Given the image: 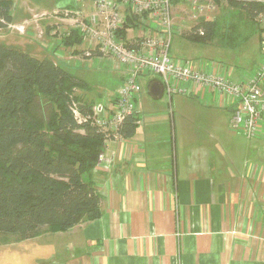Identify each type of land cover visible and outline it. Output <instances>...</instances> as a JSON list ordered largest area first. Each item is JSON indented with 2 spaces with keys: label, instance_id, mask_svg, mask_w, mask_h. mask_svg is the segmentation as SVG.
<instances>
[{
  "label": "crops",
  "instance_id": "obj_1",
  "mask_svg": "<svg viewBox=\"0 0 264 264\" xmlns=\"http://www.w3.org/2000/svg\"><path fill=\"white\" fill-rule=\"evenodd\" d=\"M79 1L55 0L45 35L63 38L69 22L55 17L62 8H78L84 15L94 11L92 0ZM36 6L19 18L28 20L29 35V26H37L32 15L47 13L45 6ZM127 26L123 39L132 41L140 32ZM81 44L66 47L68 56L90 58L78 53L89 47ZM117 72L120 85L122 72ZM161 88L168 109L161 101L145 109L139 93L135 132L105 140L102 158L86 176L100 196V215L67 230L43 226L31 237L0 242V264H264V139L232 130L230 114L232 132H178L173 94ZM117 89L101 100L112 106ZM94 98L92 104L100 101ZM204 98L198 104L214 108ZM220 117L217 111L211 121Z\"/></svg>",
  "mask_w": 264,
  "mask_h": 264
},
{
  "label": "trees",
  "instance_id": "obj_2",
  "mask_svg": "<svg viewBox=\"0 0 264 264\" xmlns=\"http://www.w3.org/2000/svg\"><path fill=\"white\" fill-rule=\"evenodd\" d=\"M224 1L253 20L263 7L258 0ZM12 5L13 0H0V29L13 21ZM135 21L134 16L129 18L122 38L127 25L137 27ZM215 22V17H200L181 34L210 41L218 28ZM61 41L73 48L87 43L77 29L64 33ZM87 49L79 53L84 55ZM98 54L94 51L92 56ZM153 78L161 81L159 76ZM87 86L52 59L37 58L0 42L1 243L36 235L43 226L49 231L67 230L100 215V196L86 176L110 138L94 124L79 123L73 113V102L80 114L89 113L92 101L75 92ZM136 123V116L128 115L120 124L121 137L132 135Z\"/></svg>",
  "mask_w": 264,
  "mask_h": 264
},
{
  "label": "built area",
  "instance_id": "obj_3",
  "mask_svg": "<svg viewBox=\"0 0 264 264\" xmlns=\"http://www.w3.org/2000/svg\"><path fill=\"white\" fill-rule=\"evenodd\" d=\"M180 1L189 3V12L194 20L204 17L205 11L211 10L214 4L216 6L215 0ZM258 1L263 7L254 19L262 30V57L250 72H244L245 75L237 79L230 78V73L203 69L190 61L168 55L174 27V4L171 0H92L94 11L85 15L78 8L65 7L56 11L55 17L69 22V25L63 26L64 33L69 34L71 29H77L88 40L89 47L83 52L85 55L99 52V55L109 57L112 66L122 72L123 80L112 106L103 100L96 101L89 113L78 118L77 103L73 102L72 110L77 121L94 124L110 139L122 138L120 124L128 115H135L133 99L141 91L138 78L158 74L162 78L161 86L165 94L201 96L209 92L217 103L230 110L232 130L251 138L261 136L264 139V0ZM43 16V13L33 14L31 18L38 21ZM133 16L140 26V33L132 41H127L121 34L124 25ZM7 26L19 32L24 29V25ZM99 158H102L101 153ZM109 161L105 162L108 164Z\"/></svg>",
  "mask_w": 264,
  "mask_h": 264
},
{
  "label": "rangeland",
  "instance_id": "obj_4",
  "mask_svg": "<svg viewBox=\"0 0 264 264\" xmlns=\"http://www.w3.org/2000/svg\"><path fill=\"white\" fill-rule=\"evenodd\" d=\"M86 1L89 2V0ZM73 3L79 5L80 1L73 0ZM215 3L216 6L214 4L211 10L205 11L203 14L204 17L214 16L216 20L215 23H218V28L215 34H213V39L206 42L195 41L181 34L182 28L186 30L187 27L190 26V23L194 21L191 12H189L191 11V6H189V3L186 1H177L173 3L172 12L174 24L180 27V29L177 30L176 27H173L170 36L168 55L179 60L190 61L203 69L216 70L224 74L230 73V78L237 79L240 73L250 72L261 59L260 57H262L260 45L262 34L261 26L255 19H249L243 10L229 6L226 1L222 0ZM55 4V0H13V5L11 6L12 19L14 21H20V24L14 25H24V29L21 30L23 32H18L16 29H11L10 26L1 28L0 42L7 45L13 44V46L19 50L24 51V53L27 52L37 58L52 59L59 66L73 72L80 79L85 80L89 88H78L75 90L83 99L91 100L94 96L95 100L105 99V97L111 94L119 85L117 76H115L118 70L112 66L111 60L107 56L98 54V56H92L90 58H84L79 55L69 57L68 52H70V48H64L61 37L60 40L55 41L54 37L45 35L47 33L45 27L51 26L47 22L53 20L54 13L51 11ZM176 4L178 5L175 6ZM36 5L45 6L44 9L47 10V13H51H46L44 17L38 19L36 22L37 26L36 24H31L29 27H32V34L29 35L27 32L29 22L28 20H23L24 24H21L23 22H21L20 19L23 18L20 17L26 13L27 7H37ZM88 12L87 10L86 13ZM26 21L27 23H25ZM230 23H233V25ZM10 24L13 23L11 22ZM230 26L231 29L223 35L225 29ZM22 33H24V35H21ZM83 46L87 47V44L85 45L82 43L79 48ZM243 75L245 74L241 76ZM152 77L158 78L157 75ZM152 77L151 75L141 76V91L138 99L140 101L142 96L145 109L150 110L154 108L157 102L160 101L163 107L168 109V98L166 95L156 99L150 97L146 86ZM212 95L213 94L207 93V96H205V98L210 100L212 105H214L211 106L214 107L211 109L198 104L197 100L201 101L204 97H193V95H186L185 97V95L178 93L172 95V111L175 114V123L178 132L198 131L199 133L211 132L218 135L226 130L230 131V129H228V121L226 120L230 113L228 111H226L228 112L226 113L224 110L216 107L215 104H218ZM185 103L187 104L185 105ZM137 105L138 103L136 102V106ZM208 106L209 105H207V107ZM217 111L221 112L222 117L216 118L218 122L214 123L211 120L213 115L217 114ZM206 120H208V122ZM168 126L170 130V124Z\"/></svg>",
  "mask_w": 264,
  "mask_h": 264
},
{
  "label": "water",
  "instance_id": "obj_5",
  "mask_svg": "<svg viewBox=\"0 0 264 264\" xmlns=\"http://www.w3.org/2000/svg\"><path fill=\"white\" fill-rule=\"evenodd\" d=\"M147 91L152 98H158L161 94L162 88L158 80H153L149 83Z\"/></svg>",
  "mask_w": 264,
  "mask_h": 264
},
{
  "label": "bare ground",
  "instance_id": "obj_6",
  "mask_svg": "<svg viewBox=\"0 0 264 264\" xmlns=\"http://www.w3.org/2000/svg\"><path fill=\"white\" fill-rule=\"evenodd\" d=\"M198 20H194L193 21V23H195V22H197ZM137 27L136 28H140V26H139V24L138 25H136ZM79 32V31H78ZM80 33V32H79ZM87 41V43H89L88 42V40H86ZM85 55V54H84ZM85 56H89V57H91L92 56V54H89V55H85ZM146 75H158V74H146ZM143 76V75H142ZM159 77H160V85H162V78H161V76L160 75H158ZM140 78H141V76L138 78L139 79V82H140ZM121 83H122V81H121ZM120 83V84H121ZM118 88V87H117ZM118 90V89H117ZM116 93H117V91H116ZM116 93H115V95H114V98H113V103H114V99H115V96H116ZM178 94H180V93H178ZM181 95H183V94H181ZM195 96H197V95H193V97H195ZM186 97V96H185ZM134 104H135V102H134ZM135 106H136V104H135ZM224 108V107H223ZM225 109H227L229 112H230V110L228 109V108H225ZM76 114H77V116H78V118H80V117H82L83 115L82 114H80V112H79V110L76 108ZM230 116H231V113H230ZM230 121V120H229Z\"/></svg>",
  "mask_w": 264,
  "mask_h": 264
}]
</instances>
